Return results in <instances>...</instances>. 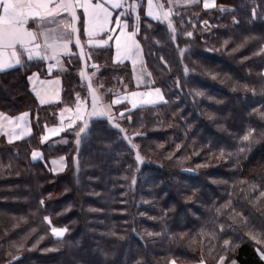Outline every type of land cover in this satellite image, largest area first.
I'll use <instances>...</instances> for the list:
<instances>
[{
    "label": "trees",
    "instance_id": "trees-1",
    "mask_svg": "<svg viewBox=\"0 0 264 264\" xmlns=\"http://www.w3.org/2000/svg\"><path fill=\"white\" fill-rule=\"evenodd\" d=\"M215 4L176 7L162 22L137 0L125 18L159 104L88 117L82 66L102 102L136 90L111 45L86 48L84 65L76 49L64 59L56 104L38 105L27 85L42 61L0 73V111L32 115L28 138L0 141V264H264V0ZM77 103L82 119L40 143L44 125ZM36 149L44 161L30 160ZM53 227L66 231L57 238Z\"/></svg>",
    "mask_w": 264,
    "mask_h": 264
},
{
    "label": "snow or ice",
    "instance_id": "snow-or-ice-1",
    "mask_svg": "<svg viewBox=\"0 0 264 264\" xmlns=\"http://www.w3.org/2000/svg\"><path fill=\"white\" fill-rule=\"evenodd\" d=\"M107 0H99V2L93 4L92 0H0V9H2V15H0V72L5 71L8 68H13L17 65H21L23 61L19 58L21 52H26L28 54V60H32L34 58L39 60H48L53 59L57 60L59 63L60 55H68L69 49L68 44L72 41L73 35L77 32V28L75 27V22L79 19L76 15V8H83L84 11V19H82L83 25V33L88 36V44L91 46L94 43V37L99 34V32L107 31L105 25L109 22L111 13L108 11L106 7H104V3ZM199 0H185V3L195 4L198 3ZM124 0H111V6L113 8H121L123 7ZM149 11L147 15L153 16L152 7L153 0H148ZM130 7L133 11H135L137 5L135 3L131 4ZM163 12L164 6L161 4L156 5ZM203 7L205 9L210 7H216L215 0H204ZM171 8L168 9L167 12H164L165 19L168 17V14L171 12ZM224 11V9H221ZM61 12H67L72 17V23L65 25L63 28V32L59 35L49 36V32L56 33L60 27V22H57L56 29H50L49 32L43 31H32L26 28V25L29 24V21L36 22V27L39 29V22H51L55 20L57 15H60ZM158 19L159 17H153ZM117 23H119V17L116 18ZM206 23V22H205ZM168 28L172 34V39L175 40L176 28L173 27L171 22L168 23ZM187 35L190 37L192 35L191 32H188ZM43 38L44 44L41 45L37 41ZM111 39V37H109ZM131 39L130 37L128 38ZM51 41V42H49ZM59 41V43H58ZM106 41L95 42L96 46H102ZM17 45L19 46V50L17 49ZM32 45L33 47H29ZM75 45L77 48H81V52H83L81 39H75ZM117 52H120V44L119 40H117ZM138 48V45L136 46ZM43 48V52L41 49ZM124 49L126 53H130L132 51V45L130 43H125ZM51 51L53 53L49 56L47 53ZM95 67V65H93ZM187 71V70H186ZM81 76H84V73H80ZM30 82L33 80V77L29 78ZM41 85L47 84V81H40ZM33 91H36L34 88ZM155 95L158 97L160 101L164 100L163 95L161 94V90L159 88L154 89ZM153 92H148L147 95L151 96ZM39 96L40 93L37 92ZM133 96L137 95V93L133 92ZM43 103L44 100L41 99ZM115 102V101H114ZM157 101L152 100L150 103L155 104ZM135 107V105H134ZM93 114L105 115V111L102 106H98L96 103V98L93 100ZM28 115V113H24L22 116L17 117L18 121H23L24 118ZM123 116V113H121ZM0 119H8L3 114H0ZM110 123L112 122V118L110 117ZM9 123L12 121L9 119ZM72 125L70 124L69 127ZM116 126V125H113ZM85 127H80L77 136L79 137L82 133L85 132ZM123 131V129H121ZM251 136V132L243 137L244 140H249ZM127 139V137H125ZM11 139L9 143H11ZM135 148V145H132ZM40 156L39 153L33 152L32 158L37 159ZM141 157L137 155V160H140ZM64 158L61 157L60 161H52L53 164H63ZM264 195V193H262ZM43 203V201H41ZM47 220V218H45ZM66 229H57L55 227L52 228V232L54 235L61 237L63 236ZM227 243V242H226ZM264 256V254H262ZM223 260V258H221Z\"/></svg>",
    "mask_w": 264,
    "mask_h": 264
},
{
    "label": "crops",
    "instance_id": "crops-1",
    "mask_svg": "<svg viewBox=\"0 0 264 264\" xmlns=\"http://www.w3.org/2000/svg\"><path fill=\"white\" fill-rule=\"evenodd\" d=\"M145 2V6H144V12L145 15L147 17H149L150 19H152L149 15H147L148 11H149V5H148V0H143ZM99 2V0H92V3L95 4ZM133 3H135L137 5V0H132ZM170 2L175 3L176 7H181V6H188L191 4L185 3V0H170ZM203 2L204 0H199L198 3L195 4H200V6L202 8L203 7ZM211 2V0H210ZM104 7H106L108 9V11L111 13V17L109 22L105 25V28L107 29V31H103V32H99V34L97 36H95L94 39V43L93 45H86V48H96V47H103L106 45H111L113 47V52H112V61L114 63H124V62H128L131 64L130 60L128 59L129 53H126L125 49H124V45L127 42V38L130 37V34H132L135 38H136V33L134 30L129 28L128 22L125 20V16H122V8H113L111 6V0H107L106 3H104ZM212 8V7H210ZM207 8V9H210ZM205 9V8H204ZM153 11V9H152ZM76 14L79 17V29H80V33L81 36H85L87 39L88 36L86 34L83 33V25H82V19H84V11L83 8H76L75 9ZM136 13H137V7L135 9V11L132 10V13L129 14V17H136ZM0 15H2V9H0ZM117 17H119V23H117ZM155 20V19H153ZM57 22H60L61 27L60 29L56 32V33H52L49 32L50 29H56L57 28ZM40 23V27L39 29H37L36 27V22L33 21H29V24L26 25V28H28L29 30L32 31H43V32H49V36H53V35H59L61 32H63V28L65 25H68L70 23H72V18L71 16L67 13V12H61L60 15H57L55 17V20H52L51 22H39ZM84 37V38H85ZM109 37H111V39H109ZM117 40H119V44H120V52H117ZM99 41H106V43H104L102 46H96L95 42H99ZM38 43H40L41 45L44 44V40L43 38L39 39L37 41ZM51 42V41H49ZM59 43V41H58ZM128 43V42H127ZM29 47H33L32 45H29ZM17 49L19 50V46L17 45ZM68 49H69V54L68 55H60L59 56V63L57 62V60H53V59H48L45 61H51L52 65L49 67V74L48 75H40L39 73L33 72L31 73L28 77H27V85L29 88L30 93L33 95V97L35 98L36 102L38 103V105L40 106H46V105H50V104H56L60 101L61 98V80L60 77L57 75H54L53 73L56 70L62 69L63 67V61L66 57H69L71 55L74 54L75 52V47L72 43V41L68 44ZM41 51L43 52V48L41 49ZM49 56H51L53 53H51V51H49L47 53ZM28 54L26 52H21V54L19 55V58L28 60L27 58ZM42 61L39 59H32L29 61ZM50 62V63H51ZM19 65L15 66L18 67ZM13 67V68H15ZM13 68H8L5 71H8L10 69ZM3 71V72H5ZM1 73V72H0ZM264 74V72H263ZM33 77V80L30 82L29 78ZM40 81H47V84L41 85ZM36 89V91H33V89ZM155 88V87H154ZM156 89V88H155ZM37 92L40 93V95H37ZM135 92L137 93V95L133 96L132 93ZM143 92H147V91H143ZM162 94V93H161ZM139 92H137L136 90L130 91V92H125L122 94H119L117 96H115L114 98H112L111 100V104L112 106L121 104V103H126L128 104V106L132 107V108H136V107H141V106H146V105H155V104H159L164 102L160 101L158 99V97L155 95L152 96H148L147 97V104L145 103H139V105H136L137 103L135 101H137V99H139ZM147 95V93H146ZM41 99L44 100V102H41ZM152 100H156L158 101V103L152 104L150 103V101ZM115 101V102H114ZM135 105V107H134ZM86 111V106L84 103H77V105H75L72 109H62L59 114H58V120L57 122H55L54 124H49V125H44L42 132L39 136V141L40 143H46L49 142L50 140L53 139H59V137L61 136V134L67 130L70 129L73 125L75 121L81 120L84 113ZM24 113H29L23 121H18L16 118L19 116H22ZM0 114H3L5 117H7L8 119H0V141L4 140L5 142L9 143V140L11 139V143L23 140L25 138H28L31 134H32V116L30 114L29 111H23L17 114H6L2 111H0ZM11 120L12 123H9L8 120ZM72 125L71 127H69V125ZM33 152H37L40 154V156L37 159H33L32 158V154ZM30 160L33 162L36 161H44L43 160V154L40 150L36 149L33 150L30 153ZM60 161V158L58 159H51L48 161L47 166L48 168L54 172V173H58L61 172L64 167L65 164L63 162V164H53L52 161ZM54 235V234H53ZM57 238H60L56 235H54Z\"/></svg>",
    "mask_w": 264,
    "mask_h": 264
},
{
    "label": "rangeland",
    "instance_id": "rangeland-1",
    "mask_svg": "<svg viewBox=\"0 0 264 264\" xmlns=\"http://www.w3.org/2000/svg\"><path fill=\"white\" fill-rule=\"evenodd\" d=\"M131 4H133L132 0H124L123 7H121L122 11H123L122 16L128 17L129 14L132 13V8L130 7ZM158 4H161V3H159L156 0H153V7H152L153 16H150V17L152 19L159 20L162 22L169 21L171 19V14L173 13V9L176 8V4L172 3V2H168V5H166L167 8H165V7L163 8V12L160 11V9L158 7H156V5H158ZM169 8H171L172 11L168 14V17L165 19L164 12H167ZM77 17H78V15H77ZM153 17H159V18L156 19ZM78 23H79V19L75 22V27L77 28V32L72 37V43L77 50V54H78L79 59L81 60L82 64L84 65L85 59H86V45L88 44V39L85 36H84L85 38L83 36H81ZM76 38L81 39L83 52H81V48L76 47V45H75V39ZM130 38H131L130 40L127 38V42L132 45V51L129 53L128 59L131 62V69H132V74H133L134 85L136 86L137 92H139V95H138L139 99H137V101H135V102L137 103L136 105H139V103L147 104L146 102L148 100L147 99L148 95H146V93L151 91V92H153L152 95L155 96V93H154L155 88L150 86V83H149L150 78H149V74H148V72L144 66V60H143V55H142V50H141L140 44L138 43L137 39L132 34H130ZM137 45H138V48L136 47ZM42 62H43V68L45 71L44 74L48 75L49 74V72H48L49 67L52 65V62L50 61L51 62L50 63L49 61H45V60ZM63 63H64V61H63ZM81 72L84 73V76H82V77L84 78V82H85L86 87H87L88 99L90 101V108L88 111V117H106V118H108L111 115V113L113 112V106L111 104V101L110 102H102L101 97L98 94L96 84L93 80V76H94L95 72L94 71H91V72L88 71L86 69V66H82ZM143 91H147V92H143ZM94 97L96 98L97 105L102 106L103 110L107 114H105V115L93 114ZM156 103H158V101ZM30 117H32V116H30ZM57 229H63V228H57ZM262 257L264 259V256H262ZM219 264H221V263H219ZM229 264H237V263L231 262Z\"/></svg>",
    "mask_w": 264,
    "mask_h": 264
}]
</instances>
